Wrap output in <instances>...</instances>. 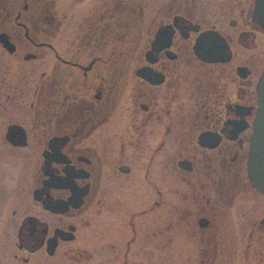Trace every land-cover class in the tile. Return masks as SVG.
Here are the masks:
<instances>
[{
    "label": "flooded vegetation",
    "instance_id": "af4514ba",
    "mask_svg": "<svg viewBox=\"0 0 264 264\" xmlns=\"http://www.w3.org/2000/svg\"><path fill=\"white\" fill-rule=\"evenodd\" d=\"M0 47V264H264V0H0Z\"/></svg>",
    "mask_w": 264,
    "mask_h": 264
},
{
    "label": "water",
    "instance_id": "95a60500",
    "mask_svg": "<svg viewBox=\"0 0 264 264\" xmlns=\"http://www.w3.org/2000/svg\"><path fill=\"white\" fill-rule=\"evenodd\" d=\"M257 109L248 160V173L253 185L264 191V72L256 86Z\"/></svg>",
    "mask_w": 264,
    "mask_h": 264
},
{
    "label": "rangeland",
    "instance_id": "374dc122",
    "mask_svg": "<svg viewBox=\"0 0 264 264\" xmlns=\"http://www.w3.org/2000/svg\"><path fill=\"white\" fill-rule=\"evenodd\" d=\"M16 1H21V0H16ZM62 2H63V0H62ZM77 3H81V2L77 1ZM0 56H4V57L7 56L6 54H3V49L1 47H0ZM27 66L31 67L30 63H28Z\"/></svg>",
    "mask_w": 264,
    "mask_h": 264
}]
</instances>
